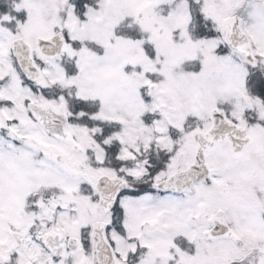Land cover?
Here are the masks:
<instances>
[{"label":"snow or ice","instance_id":"obj_1","mask_svg":"<svg viewBox=\"0 0 264 264\" xmlns=\"http://www.w3.org/2000/svg\"><path fill=\"white\" fill-rule=\"evenodd\" d=\"M0 264H264V0H0Z\"/></svg>","mask_w":264,"mask_h":264}]
</instances>
